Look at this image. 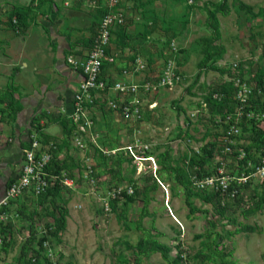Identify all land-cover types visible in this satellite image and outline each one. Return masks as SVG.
<instances>
[{
  "label": "rangeland",
  "instance_id": "obj_1",
  "mask_svg": "<svg viewBox=\"0 0 264 264\" xmlns=\"http://www.w3.org/2000/svg\"><path fill=\"white\" fill-rule=\"evenodd\" d=\"M7 1L0 0V24L14 27L11 17L17 7L10 8ZM122 1L131 17L124 12V25L115 32L118 48H129L132 62L138 59L145 66L140 72L145 73L143 83L156 85L171 64L177 84L149 93L150 101L157 103L155 113L143 105L140 120H120L123 137L105 142L109 147L88 142L72 177L64 173L72 186L59 182L62 188L53 196L24 194L10 205L0 225V264H168L160 253L146 249L150 241L169 247L170 260L179 264L181 255L192 264H264V186L252 185L226 199L222 214L214 203L191 196L190 211L175 173L161 169L165 153L169 166L183 169L186 157H206V151L219 144L233 104L223 93L226 105L213 96L236 78L251 88L252 109L264 110V91H254L264 76V0H227L223 12L216 14V44L224 49L213 60L219 71L202 64L212 35L208 12L223 0ZM236 113L234 109L231 115ZM241 123L234 151L248 144ZM130 152L146 159L141 170ZM217 163L225 173L235 172L233 154H212L208 167L216 169ZM87 166L95 175L93 188L81 179ZM128 186L134 190L131 203L125 195L111 199L112 189ZM59 212L65 213L66 224L56 232Z\"/></svg>",
  "mask_w": 264,
  "mask_h": 264
},
{
  "label": "crops",
  "instance_id": "obj_2",
  "mask_svg": "<svg viewBox=\"0 0 264 264\" xmlns=\"http://www.w3.org/2000/svg\"><path fill=\"white\" fill-rule=\"evenodd\" d=\"M95 3L96 0H11L9 3L13 5L10 8L16 6L25 16L18 27L0 24V201L9 185L18 179L24 163L23 151L33 138L44 145L51 144L55 161L64 169L61 172L71 176L86 156L89 143H98L103 149L107 142L123 137L119 127L123 119L105 103L120 100L114 93L95 95V102L88 109L93 122L91 131L80 133L69 118L81 75L73 71L66 59L84 57L91 47L93 31L100 20L101 0L98 10ZM123 11L126 18L131 17L130 11ZM115 32L108 48L113 61L104 64L101 78L109 83L142 84L145 73L133 72L131 56L134 55L127 47L118 48ZM148 95L139 93L142 105H148L153 115L157 103L150 101ZM36 119H39V131L34 127ZM75 138L82 140L84 149L75 147ZM215 154L218 155L217 149ZM221 165L217 163L216 167ZM74 186L77 191L79 185L74 183Z\"/></svg>",
  "mask_w": 264,
  "mask_h": 264
},
{
  "label": "built area",
  "instance_id": "obj_3",
  "mask_svg": "<svg viewBox=\"0 0 264 264\" xmlns=\"http://www.w3.org/2000/svg\"><path fill=\"white\" fill-rule=\"evenodd\" d=\"M100 8L103 9L104 13L100 17L92 47L84 57L69 56L66 59L73 71L81 75L78 88L72 98V113L69 115V118L80 133H86L93 128V122L89 116L88 109L94 104L96 94L114 93L119 95V101L107 100L105 102L107 107L119 114L124 121L136 122L141 119L143 113V105L139 93L144 92L149 94L161 88L171 89L177 84L179 79L175 74L174 67L168 64L156 85L148 83L137 84L133 82L109 83L103 80L101 78V72L104 64L113 61L106 54V50L110 46L114 32L118 27L124 25L125 18L124 11L121 8V0H101ZM12 21L15 23L14 18H12ZM133 64L134 73L144 71L145 66L140 60L136 59ZM233 85L236 91L232 99L236 103L237 113L235 114L234 121H232L231 116L226 117V130L219 139L218 145L222 147V152L225 154L237 152L235 172L227 174L221 167H217L210 175H206L202 178H197L196 176L192 177L193 185L197 190L219 192L222 197V205L225 199L237 197L245 186L249 185L250 187L252 185L264 184V143L255 156L257 161L252 162L250 159H246L243 165L239 163L246 158V152L242 148L237 151H234L232 148L233 138L240 134L238 121L243 116L245 108H251L249 101L252 96L251 88L247 83L241 81V79L236 78L233 81ZM213 98L219 101L221 96L216 94ZM244 115L247 120L259 122L260 128L264 130V127L261 125L262 122H264V112L251 109ZM74 141V145L78 149L82 150L85 148L80 138H75ZM52 149L51 144L44 145L36 138H33L30 142V146L23 151L24 163L19 177L9 185L5 197L0 201V225L7 220L10 205L20 196L24 194L40 196L48 188L54 186L57 181L65 186H72V182L63 177L64 173H61L60 176H55L47 172L46 169L53 158ZM127 150L130 151L131 147H128ZM116 151L117 150L112 151V153ZM130 154L135 159L138 169L141 170V167L144 166L143 162L146 159L132 152H130ZM148 160L152 161V157H147V162ZM92 174L91 167L87 166L81 174V179L93 188L96 180ZM133 194L134 190L132 186L126 188L115 187L111 190L110 196L113 200H120L123 195L131 196ZM105 210H109L108 202L105 203ZM1 243L2 236L0 233V245ZM181 258L182 264H192L184 255H181ZM34 261L35 260H33V262Z\"/></svg>",
  "mask_w": 264,
  "mask_h": 264
},
{
  "label": "trees",
  "instance_id": "obj_4",
  "mask_svg": "<svg viewBox=\"0 0 264 264\" xmlns=\"http://www.w3.org/2000/svg\"><path fill=\"white\" fill-rule=\"evenodd\" d=\"M32 1V0H31ZM227 0H223L222 3H220L219 5H215L212 11L208 12V20L211 23V30H212V35L210 37V39H207L206 41V50H205V54H204V59H203V64L202 67H207V69L209 70H214V71H219V69H217L216 67H214L213 64V60L214 58L220 56L223 52V48L216 44V41L219 38V27H218V20L216 17V14L219 12H223V10L225 9V4H226ZM104 11L103 9H100V17L103 15ZM23 16H25V13H22L20 9H14L13 12V16L11 17L15 19V23L16 25H14V27H18L19 23L21 22ZM14 23V24H15ZM96 26V31H93V35L92 36V45H93V41L95 39L96 33H97V28L98 25ZM91 45V47H92ZM106 54L108 55V49L106 50ZM264 76L262 79H260V81L258 82L257 85V89H255L254 91L260 93L259 95H261V93L264 91V82H263ZM228 90V91H227ZM227 90H222V91H218L215 93H218L219 96H221L220 101H222L223 105H226V103L229 101H231V103L233 104V111L228 113L229 115L234 114V109L236 110L237 106L235 101L232 99V97L235 94L236 88L234 87V85L232 84L230 88H228ZM221 93H223L226 98L228 99H224L223 95H221ZM9 104L12 105L13 101L11 98V94L9 96ZM214 99V98H213ZM215 100V99H214ZM252 105V103L249 101V105ZM250 105V106H251ZM251 108L247 109L245 108L243 116L240 119V122H242L240 124V126L244 127V131H247L249 134L248 137V144L243 147L242 149L246 152V158L243 159V161H241L239 164L243 165L245 164L246 159H250L252 162H256L257 160L255 159V156L257 154V151L260 149L261 145L264 143V130H262L260 128V124L257 121L254 120H247L246 116L244 114L248 113ZM261 112H264V110L260 109ZM176 111L182 112L181 107H176ZM256 111V110H255ZM2 113V111H0ZM228 115V116H229ZM232 116V121H234L235 117ZM239 125V124H238ZM248 126V128H247ZM34 127L37 131H39L40 125H39V119H36L34 121ZM248 129V130H246ZM225 130H226V126H225ZM224 130V131H225ZM217 146L215 147H210V151H206L207 156H193V157H186L185 158V164H184V168L180 169L179 167H172L169 166L168 164V159H167V154L165 153L162 157V162H161V169H167V170H171L172 172L175 173V178L176 181L179 183V185L183 188L185 195L187 196V200L186 203L189 207V210L192 211V207L190 205V202L188 200L189 197H196V198H200V199H204V201L210 202V203H214V205H216L217 210L219 211L220 214L224 213V211L226 210V199L225 201H223V205H222V197L219 194V192H207V191H203V190H197L194 185H193V180L192 177L196 176L197 178H202L206 175H210L214 172V169H211L209 172L207 171L208 164L210 162V160H212V154H214L215 149H217L218 151L222 150V149H218ZM233 156L236 157L237 156V152H233ZM47 172L55 175V176H60L61 175V171H64L63 168H61V166L59 165L58 162L55 161V156L53 155V158L48 166V168L46 169ZM93 175V174H92ZM95 175H93L94 177ZM95 178V177H94ZM261 186H264V184H262ZM191 187L194 189L193 191L191 190ZM62 188V186L60 185L59 181H57L54 186L48 188L43 194H41L40 196L43 197H48V196H53L55 194H57L60 189ZM247 188H249V185L245 186L242 191H245ZM124 199L126 202L131 203L133 200L132 196H124ZM264 200V199H263ZM264 202V201H263ZM54 222H55V228H56V232H61L64 230L65 228V224H66V220H65V213L64 212H59L58 217L54 218ZM46 239L43 237L39 242V247L42 248V244ZM146 249L150 250V251H154V252H158L160 253L161 257L168 261V264H179V261L176 259L170 260L169 258V254H170V249L169 247L162 245L156 241H150L148 243V245L146 246Z\"/></svg>",
  "mask_w": 264,
  "mask_h": 264
}]
</instances>
